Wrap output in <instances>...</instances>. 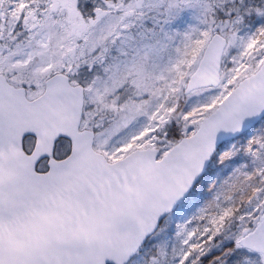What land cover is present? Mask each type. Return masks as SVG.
<instances>
[{"label": "snow or ice", "instance_id": "6c2138e0", "mask_svg": "<svg viewBox=\"0 0 264 264\" xmlns=\"http://www.w3.org/2000/svg\"><path fill=\"white\" fill-rule=\"evenodd\" d=\"M0 264H264V0H0Z\"/></svg>", "mask_w": 264, "mask_h": 264}]
</instances>
